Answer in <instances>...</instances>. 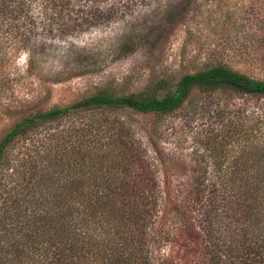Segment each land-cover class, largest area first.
<instances>
[{
  "label": "trees",
  "instance_id": "1",
  "mask_svg": "<svg viewBox=\"0 0 264 264\" xmlns=\"http://www.w3.org/2000/svg\"><path fill=\"white\" fill-rule=\"evenodd\" d=\"M34 1L0 0V30L14 28ZM41 1L74 31L112 21L134 2ZM257 44L264 49V33ZM221 93L261 99L264 79L218 62L174 84L99 91L15 122L0 137V264H153L154 244L165 250L163 264H264V106L256 117L226 106L202 141L212 170L173 186L160 180L132 125L103 115L172 113ZM24 139L31 147L17 150Z\"/></svg>",
  "mask_w": 264,
  "mask_h": 264
},
{
  "label": "rangeland",
  "instance_id": "2",
  "mask_svg": "<svg viewBox=\"0 0 264 264\" xmlns=\"http://www.w3.org/2000/svg\"><path fill=\"white\" fill-rule=\"evenodd\" d=\"M45 4L34 1L14 28L0 30V137L29 114L99 91L139 92L159 78L174 84L218 62L264 79V49L257 44L264 33V0H134L116 19L95 20L75 31L65 13ZM260 105L264 98L221 93L199 95L172 113L119 108L103 115L132 125L160 180L173 186L212 170L202 141L219 125L226 106H246L256 117ZM20 145L17 150L25 151L32 144L24 139ZM234 146L229 155L236 154ZM154 245L152 262L163 264L159 255L165 250Z\"/></svg>",
  "mask_w": 264,
  "mask_h": 264
}]
</instances>
